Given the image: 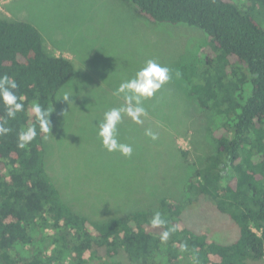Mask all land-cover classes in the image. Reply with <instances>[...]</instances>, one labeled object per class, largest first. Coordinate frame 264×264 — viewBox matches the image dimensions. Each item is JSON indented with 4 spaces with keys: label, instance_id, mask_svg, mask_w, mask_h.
Wrapping results in <instances>:
<instances>
[{
    "label": "trees",
    "instance_id": "trees-1",
    "mask_svg": "<svg viewBox=\"0 0 264 264\" xmlns=\"http://www.w3.org/2000/svg\"><path fill=\"white\" fill-rule=\"evenodd\" d=\"M123 2L138 20L184 25L206 38L195 60L171 75L193 121L202 128L209 121L207 151L187 167L175 196L163 190L151 205L102 220L78 213L45 164L75 64L49 51L32 23L0 15V76L15 80L24 105L9 119L0 103V123L11 128L0 137V264H264V0ZM34 103L51 113L50 134L40 132ZM32 126L36 138L18 148V133ZM204 206L212 223L191 222L189 213ZM157 211L166 224L153 228ZM224 223L232 238L214 231Z\"/></svg>",
    "mask_w": 264,
    "mask_h": 264
},
{
    "label": "rangeland",
    "instance_id": "rangeland-1",
    "mask_svg": "<svg viewBox=\"0 0 264 264\" xmlns=\"http://www.w3.org/2000/svg\"><path fill=\"white\" fill-rule=\"evenodd\" d=\"M128 5L123 0H0V15L32 23L49 51L75 64L76 76L64 92L72 96L68 101L62 100L64 94L59 97V119L46 143L45 164L64 201L94 220L151 205L163 190L177 195L187 167L199 163L208 147L203 128L209 121L203 128L200 118L193 121L189 100L171 75L176 64L195 60L206 38L184 25L138 20ZM149 60L168 68L170 79L144 101L143 124L122 114L117 138L133 148L131 157L109 153L98 137V122L106 111L124 105L116 89ZM149 129L156 141L145 135ZM210 209H193L189 220L212 223ZM228 228L224 223L214 231L225 237ZM226 238L218 237L220 242Z\"/></svg>",
    "mask_w": 264,
    "mask_h": 264
},
{
    "label": "clouds",
    "instance_id": "clouds-1",
    "mask_svg": "<svg viewBox=\"0 0 264 264\" xmlns=\"http://www.w3.org/2000/svg\"><path fill=\"white\" fill-rule=\"evenodd\" d=\"M170 79L169 69L162 67L157 62L149 60L135 77L122 82L116 89V95H122L124 105L119 108H112L104 113L103 120L98 122V137L102 146L109 152H119L125 157H131L133 148L125 143L119 142L117 138V126L122 121V114H126L136 124H143L142 117L147 115L146 109L142 106L144 101L152 98L161 87ZM17 83L7 74L0 76V103L6 108V115L9 119H15L16 115L24 110V105L19 102L22 97H18L16 89ZM70 93H65L62 100L68 101ZM32 112L39 124L40 132L50 134L51 126L49 121L50 112L45 110L38 103L32 105ZM0 123V137L10 133L11 128ZM145 135L151 140L158 139L157 134L150 129ZM37 136L35 126L28 127L18 133L17 147L26 148ZM47 138V136L45 137ZM150 224L153 228H159L166 224L160 212L154 213ZM174 229L164 231L161 234V241L166 242ZM186 247V246H184Z\"/></svg>",
    "mask_w": 264,
    "mask_h": 264
}]
</instances>
